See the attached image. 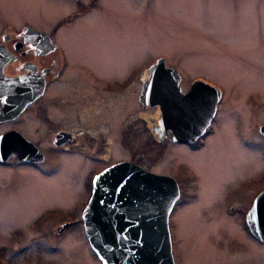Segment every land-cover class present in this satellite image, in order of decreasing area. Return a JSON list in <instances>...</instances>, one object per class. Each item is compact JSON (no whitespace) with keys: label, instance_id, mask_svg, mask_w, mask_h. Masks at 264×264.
Here are the masks:
<instances>
[{"label":"flooded vegetation","instance_id":"af4514ba","mask_svg":"<svg viewBox=\"0 0 264 264\" xmlns=\"http://www.w3.org/2000/svg\"><path fill=\"white\" fill-rule=\"evenodd\" d=\"M3 1L0 0V8ZM103 1L85 0V6L97 5L94 10L88 11L90 7H83L74 0L73 8L61 11L56 16L51 12H41L47 15V20L43 17L41 22L34 21V15L39 14L37 6V12L32 9L33 13L26 17L21 15L20 10L12 12L18 8L17 4L9 7L11 12L0 13V166L5 168L0 170V179L5 180L3 188H7L0 193V230H4L3 237H0V253H23V247H19L17 243L22 230V195L33 198L26 201L32 207L26 225L34 229V187L27 184L26 190L21 191L9 188L11 184L7 185L12 177L21 173L17 166L26 164L35 166L48 176L53 172L63 173L64 191L67 193L63 201L81 206L77 215L68 216L64 220L67 223L65 226L55 229L56 238L50 239L53 243H47V249L55 250L58 247L63 231L77 228L79 233L75 231L74 234L82 237L92 259L97 264H102L89 244L81 217L92 177L103 168L121 160L134 162L151 170L136 158L135 139H129L128 144L123 132L119 133L120 113L128 104L127 96L119 102L118 93L129 91L133 95L128 101H133L132 106H135L138 100V111L152 107V112H156V115L147 114L141 118L155 132L157 137L153 140L159 142L161 152L168 151L171 153L169 157L179 160L175 164L170 163L169 169L158 172L172 176L176 182L173 199L165 202L168 204L165 210L167 247L164 246L167 264H211V256L217 253V240L225 237L236 241L235 264H248L249 250H257L263 258L264 235L252 231L249 222L255 221L256 208L257 229H260L259 214L264 211V196L259 198V193L264 190V183L261 182L264 180V167L260 171L258 169L256 178L253 176L254 180L250 179L251 183H239L236 189L231 187L232 189L223 191L226 199L221 214L216 207L208 204L210 199L202 206L205 203L201 198L202 184H196L193 172L196 161L193 162L194 166L189 162L193 166L190 168L188 161L182 160L183 154L188 155L192 152L191 149L198 150L205 144L214 125L220 124L222 127L219 104L224 97L223 87L206 80L208 84L218 87L219 95L203 131L190 139H171V129L157 124L158 105L142 103L138 96L136 98V86L133 83L135 77L139 78L140 89L141 82L148 73L149 63L158 55L138 72L134 67L123 70L122 73L117 72L119 52H123L128 45L126 42L131 41V31L123 25L124 19L118 21L119 14L114 8L107 6L110 2H107L106 8L101 7ZM85 33L90 35V39H86ZM165 63L168 64L166 61ZM178 74L177 84L181 92L187 90L192 80L205 81L204 77L196 74L190 77L180 71ZM244 92L245 90L241 93ZM246 98H242L239 109L245 111L247 124L251 118V122L256 123L259 139H244L245 120H241V132L238 131L235 137L239 144L257 148L263 157L264 134L259 126L264 121L255 120L252 109L255 102ZM258 102L261 104V99ZM225 106V115H229L232 127L239 118L235 109L232 110V104ZM118 139L122 146L119 156L117 146L112 145ZM149 140L141 141L143 147H150ZM210 141L212 142L211 137L208 142ZM211 142L213 145L214 142ZM222 145L226 146L223 139H220L213 146L217 148ZM231 146V154L238 156L233 145ZM208 158L207 165L210 164L211 168L213 163ZM201 159L196 170L202 173L201 180L197 174L199 180L203 181L205 167L202 166ZM242 165L241 162L240 166ZM187 180L190 183H186ZM29 181L34 182V179L29 178ZM60 188L52 187L51 190L58 194L62 191ZM202 223L205 224V229ZM140 237H144V233ZM196 249H206L207 260L200 257V253L196 257Z\"/></svg>","mask_w":264,"mask_h":264},{"label":"rangeland","instance_id":"374dc122","mask_svg":"<svg viewBox=\"0 0 264 264\" xmlns=\"http://www.w3.org/2000/svg\"><path fill=\"white\" fill-rule=\"evenodd\" d=\"M84 1L76 0L81 6L90 7L88 11L97 7L95 4L85 6ZM107 2L110 4L107 5ZM12 4L18 6L12 12L20 10L24 17L33 13L32 9L37 10L35 9L37 6L39 14L34 15V21L41 22L43 17L47 20V15L41 12H51L56 16L61 11L73 8L74 0H4L0 13L11 12L9 7H13ZM105 5L114 8L113 10L119 14L118 21L121 22L124 19L123 25L129 27L131 31L129 36L131 41L126 42L128 45L123 52H119L116 63L117 72L122 73L123 70H129L132 67L138 72L149 60L161 55L168 64L183 72L184 75L189 74L190 77L196 74L204 77L209 83H216L223 87L224 97L219 104L222 127L220 124L214 125L205 144L198 150L191 149L192 152L188 155L183 154L182 158L188 163L191 162L193 166V162L196 161V169L202 158V166L205 167L203 181H200L202 173L196 169L193 170L196 184H202L201 198L205 201L202 206H205L210 199L208 204L216 207L222 214L221 209L226 199L223 197V191L233 187L236 189L239 183H251L264 167V155L262 157L255 147L239 144L235 137L238 131L241 132V120H245L244 139L251 141L259 139L256 123H252L251 118L247 124L244 118L245 111L242 112V109H239L243 97L247 96L246 99H252L255 102L252 107L255 120L264 121V0H107L103 1L101 7L106 8ZM84 36L90 39L89 34L85 33ZM139 81L137 77L133 81L136 86V98L139 97L140 92ZM243 90L245 92L241 93ZM118 94L119 102L127 96L128 104L127 108L120 113L119 133L123 132L128 144H130L129 139H135L136 158L138 157L143 164L157 172L169 169V164L172 162L174 164L179 162L177 158L169 157L171 153L168 151L161 152L159 142L153 140L157 137L155 132L152 131L150 124L146 126L141 118L147 114L156 115V112H152V107L149 110L145 108L143 111H138L139 101L135 100V106H132L133 101H128L133 94L129 91ZM260 99L261 104L258 102ZM226 104L233 105L232 110L235 109L239 118L232 127L229 115H225L227 114ZM209 137L214 142L213 145L223 139L226 146L215 148L210 144L211 141L208 142ZM144 139H150V147H143L141 141ZM112 145L117 146L118 156L121 155L120 140L114 141ZM231 145L238 156L231 154ZM182 147L185 149L184 145ZM215 151L218 153L216 154ZM208 157L211 158L210 163H213L211 168L210 164L207 165ZM192 164L189 163L190 168L193 167ZM17 167L21 173L12 177L7 185L11 184L9 188L14 187L21 191L26 190L27 184L34 187V229L26 225L27 216L32 210L26 201L33 198L22 195L20 199L22 230L21 237H17V243L19 247H23V253L19 255H9L10 252L0 253V264H97L89 255L82 237L74 234L79 231L77 228L63 231L60 234L63 237L58 247L55 250L47 249V243H53L50 239L56 238L55 229L58 226H65L67 223L64 220L68 216L77 215L81 209L79 205L63 201L67 197L64 191L63 173L53 172L48 176L35 166L21 164ZM2 169L5 168L0 166V170ZM175 169L177 170L176 167ZM197 173L200 175V180ZM29 178L34 179V182L29 181ZM251 178L252 181H250ZM4 182L5 180L1 178L0 193L7 189L3 188ZM185 182L190 183V180ZM261 182L264 183V180ZM52 187L54 189L61 187L62 191L57 194L56 191L51 190ZM1 212L0 206V217ZM203 227L206 228L205 224ZM3 233L4 230H0V237H3ZM1 244L0 238V247ZM235 244L236 241L231 237L218 239L217 253L211 256L210 263L235 264L234 259L237 255ZM198 254L207 260L206 249L202 251L196 249V257ZM258 262L264 264V257L262 258L257 250H249L248 264Z\"/></svg>","mask_w":264,"mask_h":264},{"label":"water","instance_id":"95a60500","mask_svg":"<svg viewBox=\"0 0 264 264\" xmlns=\"http://www.w3.org/2000/svg\"><path fill=\"white\" fill-rule=\"evenodd\" d=\"M177 81L176 69L159 56L148 65L139 100L158 105V125L171 129V139H190L203 131L214 111L219 90L196 79L181 92ZM259 130L264 134V124ZM175 185L172 176L125 160L94 175L81 217L89 244L102 264H167L165 202L173 199ZM263 196L264 190L259 198ZM257 199L258 196L255 204ZM254 213L255 221L249 222V226L264 235V211L259 214V230L256 208ZM143 233L144 237H140Z\"/></svg>","mask_w":264,"mask_h":264}]
</instances>
